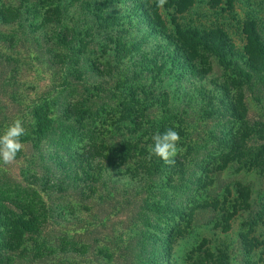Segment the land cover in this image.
Returning <instances> with one entry per match:
<instances>
[{"label":"rangeland","instance_id":"obj_1","mask_svg":"<svg viewBox=\"0 0 264 264\" xmlns=\"http://www.w3.org/2000/svg\"><path fill=\"white\" fill-rule=\"evenodd\" d=\"M3 1L16 5V1L14 3L11 0ZM87 1L92 2V6H90L92 14H98L100 19H89L81 15L79 19L72 17V20V13H70L64 18L63 25L68 29H71L72 25H78L77 28L82 34L91 30L90 32L97 35L96 37L93 34V40L80 38L84 39L85 43H89L88 49L77 46L86 52L85 56L91 52L94 42L100 39L104 40L103 34H106L104 31H112L110 35H106V38L110 36L112 39L108 58L103 61L97 60L96 63L99 64L98 67L101 70L109 68V64L114 67V70L109 68L110 75L104 73L111 78L115 76L117 79L119 76L117 73L120 70H123L124 73H122L120 81H117L120 83L119 85L113 83L115 79H107L106 83L103 82L109 89H106L105 86L102 87L112 91L113 95L110 98H144L148 105L143 106L148 112H141L143 118L145 116L143 121L148 126L155 122L165 126L166 129L172 128L177 131L180 136L177 152L182 150V145L187 144L182 138L184 133L189 135L188 141H198L199 135L205 131L203 124L205 121L201 118L210 114V111L205 110L203 106H201L202 108L197 107V101L200 102L202 98L214 96L216 88L213 83L215 82L220 83L223 82L222 80H227L232 84L227 79L228 75H225L224 67L219 63L220 60L208 53L204 47L195 45L193 40L197 44L199 41L202 42L204 37L219 40L216 46L220 47L224 53L234 54L235 52L238 56V54L245 53L243 50L246 43L243 32H247L245 23L248 24L252 21L256 22V29L259 35L264 38V0H166L162 7L158 6L157 0ZM94 10L97 12L94 13ZM11 30V25L0 27L1 38L6 36L5 39L0 40V61H2L0 81L6 83L3 87L0 84V135L17 117L22 118L26 134L22 137L25 139L22 142L24 147L17 153L15 161L8 165H3L0 162V196L10 194L13 198L10 200H19L13 196L19 194L21 198L32 201L34 206L36 203L35 210L43 211L47 208L49 210L52 202L48 203L46 191L50 190L51 182L46 183V179L42 178L44 172L50 169L52 164L58 168L55 162L60 159L68 163L74 154L84 153V150L82 151L84 142L78 141V138H69V135L61 139L55 132L49 134L47 131L43 135L36 134L34 129L30 128L33 123L32 103L39 102L40 104L41 101L50 100L56 95L52 94L51 88L53 86L59 88L61 70L60 68L53 69L41 62L43 58L50 56L46 53L48 46L44 45L42 41V37H50L51 33L46 32L48 29L41 33L37 30L33 35L43 45L42 51H37L36 47L30 44V34H28L27 28L25 29L27 35L23 37V39H27L26 42L23 40H14L16 42H13V38L11 35L9 36ZM117 46L125 49V52H122V54L126 53L125 58L122 59L123 56L116 55ZM232 46L234 50L232 49L233 52L229 53ZM56 52H59L56 53L57 55L61 54L58 49ZM254 56L250 57L254 58ZM120 60L125 63L120 68H116L117 63L121 62ZM54 61L61 64L58 57ZM79 61L82 62V59ZM62 67L63 69L71 68L68 59L64 61ZM86 74L83 76L85 80L96 81V73L92 78L87 69ZM201 78L203 81H200ZM96 82L100 84V79ZM224 84L226 85L225 82ZM77 86H79L77 91L83 93L82 83ZM111 87L115 88V91ZM68 89L63 92L66 100L71 98V90L75 89V84L69 92ZM89 93L90 91L87 94ZM57 95L60 98L58 101H62V93ZM105 96L106 94H103L100 97L105 98ZM96 98H99L98 93ZM244 98L248 103L249 118L264 121V108L254 102V98H264V85L257 84L251 90H247ZM166 100L169 102L168 107L164 105ZM174 101H178L177 104H173ZM166 108H169L167 110L169 112L164 111ZM181 120L183 123L180 122ZM205 123L207 127L213 126L211 123ZM96 128L101 130L106 127L97 125ZM223 128H226V124ZM212 142L213 145L218 146L215 141ZM202 145L199 143L197 147ZM206 145L204 144V146ZM57 154L60 157L56 156ZM132 171L134 170L132 169ZM167 173V170L162 169L160 174ZM213 176L210 179L214 181L208 187V190L211 191L209 195L212 197L211 200L222 205L225 211L228 210L231 213L232 206L237 201L235 191L242 186L247 187L250 193L252 191V196L249 199L252 208L249 213L257 216L262 213L260 204L264 202L261 201L264 196L263 177L260 180L253 170L247 172L245 169H241L239 171L238 165L229 168L219 177L217 174ZM122 180L124 181V179ZM137 184L132 182V186L136 185L137 187ZM226 187L230 190V195L226 194ZM203 193L204 191L198 188L192 191V195L198 198V202L201 195H204ZM56 196L59 197V195ZM143 199L144 196L141 193L133 198L118 197L117 201L114 200L110 203L112 205L114 202L119 207H111L106 210L107 204L104 202V207L102 204H98L101 201L96 194L92 197L94 203L86 201L82 203V206L75 203L76 199L73 195H69V204L66 203V206L68 208L70 205L75 209L76 217L58 219V221L63 220L61 227L55 224L57 222L55 217V220L49 219L45 222L41 231L43 238L38 241L40 244L38 252H42L44 246L46 247L43 258L36 261L32 257L31 261L33 262L29 263L27 259L14 261L12 256L4 257L3 264H76V262L77 264H150L149 262L155 260H158V262L155 261L158 264H184L183 260L185 256H188V252L191 249L195 250L200 245L204 250L214 251L218 248L226 250L228 264H264V225H261L260 222L255 228L247 224L246 213L238 212V216L241 215V217H236L230 222V225L222 223L221 213L218 211L199 213V216L195 217L197 226L190 227L177 217L172 216L174 219L170 221L171 217L165 213V210L159 211L152 208L147 220L144 221L141 206ZM211 200L210 203H212ZM91 204H96L97 207L91 209ZM55 206L56 203H53V207ZM4 209L11 213L9 209ZM50 215L53 216V213ZM208 219H212L213 222L201 225ZM257 220L259 221V219ZM91 223L95 224L98 231L91 242L97 241L95 249L100 253L94 252V255L86 253L80 257L69 254L72 256L70 259L60 252L46 254L47 249H50L47 245L51 241L48 234H51L53 229L58 232L68 230L70 235L80 237L81 243H89L91 237H85L83 229L85 227L91 232L92 226L89 225ZM98 223L104 226L101 227ZM149 224L150 227L147 226ZM79 225H82L81 228L78 227ZM171 226L178 228L184 235L176 244L172 245V256L168 257L167 245L164 242L160 244L158 240L164 238L166 230L172 228ZM223 226L226 228L230 226V229L224 231ZM245 242L249 243L250 248H247ZM27 245L28 252L33 251V242H29ZM145 248L148 250L147 253ZM249 251L251 252L249 253ZM198 254L189 253L191 257H196ZM152 259L154 260L152 261Z\"/></svg>","mask_w":264,"mask_h":264},{"label":"trees","instance_id":"obj_2","mask_svg":"<svg viewBox=\"0 0 264 264\" xmlns=\"http://www.w3.org/2000/svg\"><path fill=\"white\" fill-rule=\"evenodd\" d=\"M11 1L13 3L16 1V5L0 0V27L11 25L12 30L9 36L11 35L13 42L18 40L26 42L27 39H23V37L27 35L25 30L27 28L28 34H30L29 42L36 47L37 51H42L41 49L44 47L33 35L37 30L41 33V31L48 29L45 31L51 35L50 37H42V41L44 45L48 46L46 53L50 56L43 58L41 62L53 69L60 68L61 70L59 88L57 86L51 88L52 94L56 95L50 100L41 101L40 104L39 102L32 103L31 117L33 123H31L30 128H33L36 134L43 135L48 131L49 134L57 133L61 139L66 135H69V138H78V141L84 142L82 147L84 153L74 154L68 163L60 159V161L55 162L58 168L52 164L50 169L44 172L42 178L46 179V183L51 182L50 190L46 191L48 203L52 202L49 210L48 208L43 211L35 210L36 203L34 206L32 201L21 198L19 194L13 195L19 200H10L13 199L10 194L0 196V262L2 264L4 257L12 256L14 261L27 259L29 263L33 262L31 261L32 257L36 261L43 258L46 247L44 246L42 252H38L40 245L38 241L43 238L41 231L45 222L56 218L55 224L61 227L63 220L58 221V219L76 217L75 209L70 205L68 208L66 206V203L69 204V195H73L76 199L75 203L82 206V203L86 201L94 203L92 197L96 194L101 201L98 204H102L104 207L105 202L107 204L105 209L108 210L111 207H119L114 202L112 205L110 203L118 197L133 198L141 193L144 196L143 203H141L144 221L147 220L150 210L155 208L159 211L165 210V213L171 217L170 221L174 219L172 216L177 217L185 221L186 226L190 227L197 226L195 222L197 218L195 217L199 213L205 214L209 211L220 212V219L224 225H230V222L236 217H241V215L238 216V212L246 213L247 224L255 228L260 222L261 225H264L262 222L264 219V202L260 204L262 205V213L259 212L258 216L249 213L252 208V204L249 202L252 191L250 193L247 187L240 186L235 191L237 201L232 206L231 213L228 210L225 211L222 205L211 200L212 197L209 195L211 191L208 190L209 184L214 181L210 179L213 175L217 174L219 177L220 174L226 173L229 168L235 165H238L239 171L241 169H245L247 172L253 170L260 180L262 177L264 178V121L249 118L248 103L244 98L247 90H251L257 84L264 85V38L259 35L255 21L245 23L247 30V32H243L246 37V43L243 47L245 53L238 54V56L235 52L234 54L224 53L220 47L216 46L219 40L204 37L203 41H199L198 44L193 40L195 45L204 47L208 53L220 60L219 63L223 65L224 73L228 75L226 77L232 84L228 83L227 80H222L223 82L220 83L215 82L213 83L216 88L214 96L202 98V102L197 101V107L203 106L205 110L210 111V114L201 119L213 126L207 127L204 122L205 131L202 130L203 133L199 135L198 141H188L189 135L184 133L182 138L187 144L182 145V150H179L175 157L171 158L173 162L166 163L151 152V146L154 143V135L162 134L170 128L166 129L165 126L155 122L148 126L143 121L145 116L143 118L142 113L148 112L143 106L148 105L144 98H110L113 93L106 90L109 87L105 86L103 81L115 79L113 83L119 85L120 83L117 81H120L121 75L124 73L123 70H120L117 73L119 75L117 79L115 76L111 78L109 68L112 70L114 67L109 64V68L106 67L105 70H101L98 67L99 64L96 63L97 60L103 61L108 58L112 39L110 36L106 38V35H110L112 31H104L106 33L103 34L104 40L100 39L93 43L91 52L87 53L88 57L85 56L86 52L83 49L85 47L88 49L89 43H85L86 41L80 38L93 40L94 33L87 30L82 34L77 28L78 25L70 26L71 29L63 25L64 18L70 13H72V20L74 17V19H79L81 15L89 19H100L98 14H92L90 11L92 2L87 0ZM95 12L97 10H94ZM30 31L32 33H29ZM95 36L97 37V35ZM1 37L0 35V40L6 38V36ZM10 45L12 44L10 43ZM56 49L60 50L61 54L57 55L56 53L59 52H56ZM232 49L234 50L233 46L229 53L233 52ZM122 52H125V49L117 46L115 53L118 57L123 56V59L126 57V53L122 54ZM251 55H255L254 58H251ZM56 57L59 58L60 65L54 61ZM67 59L71 68L63 69L64 61ZM81 59L82 62L79 61ZM120 61L116 68H120L125 63V61ZM0 64L2 65V61ZM3 65H5L4 62ZM87 69L92 78L93 74L96 73V81L100 79V84L96 81L85 80L83 76L87 75ZM200 81H203L202 78ZM80 83L84 88L83 93L77 91L79 87L77 84ZM0 84L2 87L6 85L1 81ZM73 84H75V89L71 90V98L66 100L63 92L68 88L72 89ZM111 89L114 90L115 88L111 87ZM88 91H90L89 94H87ZM126 91L128 92V90ZM61 93L62 101L59 102L58 99L60 98L57 94ZM97 93L99 98H96ZM130 93L132 94L131 91ZM103 94H106L105 98L100 97ZM87 95L91 96L88 97ZM177 102L174 101L173 104H177ZM254 102L264 108V98H254ZM168 103L166 100L164 105L167 106ZM167 110L169 108L164 111L169 112ZM180 122L183 123V120ZM96 124L106 128L100 130L96 128ZM224 124H226V128H223ZM22 137L21 141L24 142L25 139ZM212 141H215L218 146L213 145ZM199 143L203 145L197 147ZM204 144L207 145L204 146ZM56 156L60 157L59 154ZM162 169L167 170L168 173L161 175ZM132 182L138 183L137 187L136 185L132 186ZM197 188L204 191L199 202L198 198L192 195V191ZM225 192L227 195L231 194L228 187H226ZM210 200L212 203L209 202ZM261 201H264V196ZM53 203H56L55 207H53ZM91 205V209L97 207L96 204ZM9 206L10 208H8ZM4 208L9 209L11 213L5 211ZM50 213H53V216ZM212 219L205 220L201 225L211 224ZM89 225L92 226L91 232L85 227L83 229L85 237H91L89 243H81V238L77 235H70L68 230L58 232L53 229L51 234H48L51 241L47 245L50 249H47L46 254L60 252L66 255L68 259L72 257L71 255L80 257L86 253L94 255L93 253L96 252L98 254L99 251L95 249L97 241L91 242L98 232L97 227L94 223ZM81 226L78 227L81 228ZM147 226L150 227V224ZM229 229L230 226L227 228L223 226L224 231ZM183 235L182 231L173 226L166 230L164 238L157 239L160 244L164 242L167 245L168 257L172 256V245L176 244ZM239 238L241 239V236ZM29 242H33L34 245L33 251L30 252H28L27 247ZM245 243L247 248H250L249 243ZM145 251L147 253L148 250L145 248ZM190 252L199 254L196 257H191ZM190 252H188L187 257L185 256L184 264H228V253L220 248L214 251L204 250L203 246L200 245L195 250L191 249ZM155 261L158 262V260ZM155 261L149 263L158 264Z\"/></svg>","mask_w":264,"mask_h":264},{"label":"clouds","instance_id":"obj_3","mask_svg":"<svg viewBox=\"0 0 264 264\" xmlns=\"http://www.w3.org/2000/svg\"><path fill=\"white\" fill-rule=\"evenodd\" d=\"M158 6H163L166 0H157ZM26 134V129L22 118H15L6 130L0 135V162L3 165L11 164L15 161L17 153L22 151L24 145L21 137ZM180 140L179 133L173 129H168L164 133H157L153 136L151 152L163 159L166 163L173 162L171 158L177 153V144Z\"/></svg>","mask_w":264,"mask_h":264}]
</instances>
